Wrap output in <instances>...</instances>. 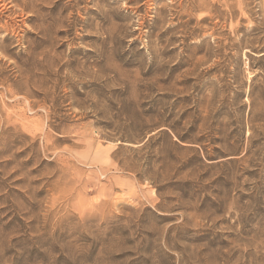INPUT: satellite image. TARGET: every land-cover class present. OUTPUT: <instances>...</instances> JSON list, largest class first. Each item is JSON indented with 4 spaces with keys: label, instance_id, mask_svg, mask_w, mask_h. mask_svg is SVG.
<instances>
[{
    "label": "rangeland",
    "instance_id": "obj_1",
    "mask_svg": "<svg viewBox=\"0 0 264 264\" xmlns=\"http://www.w3.org/2000/svg\"><path fill=\"white\" fill-rule=\"evenodd\" d=\"M0 264H264V0H0Z\"/></svg>",
    "mask_w": 264,
    "mask_h": 264
}]
</instances>
